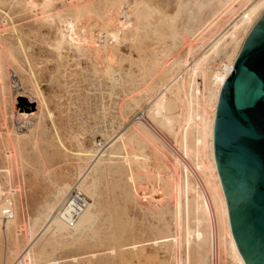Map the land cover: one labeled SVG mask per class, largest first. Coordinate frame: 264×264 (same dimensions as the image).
<instances>
[{"label":"rangeland","instance_id":"rangeland-1","mask_svg":"<svg viewBox=\"0 0 264 264\" xmlns=\"http://www.w3.org/2000/svg\"><path fill=\"white\" fill-rule=\"evenodd\" d=\"M45 1L0 0V264L20 255L99 150L95 172L80 185L91 219L47 230L16 264H176L172 240L154 243L176 233L182 260L189 257L184 264H235L205 187L217 184L208 134L217 102L209 91L243 45L232 51L234 25L258 0ZM70 21L87 50L68 42ZM164 86L168 99L159 100ZM19 96L29 112L18 108ZM157 100L175 117L171 123L153 114ZM185 168L189 215L181 204L177 219L175 183L184 181Z\"/></svg>","mask_w":264,"mask_h":264},{"label":"water","instance_id":"water-1","mask_svg":"<svg viewBox=\"0 0 264 264\" xmlns=\"http://www.w3.org/2000/svg\"><path fill=\"white\" fill-rule=\"evenodd\" d=\"M213 154L237 249L264 264V13L219 92Z\"/></svg>","mask_w":264,"mask_h":264},{"label":"bare ground","instance_id":"bare-ground-1","mask_svg":"<svg viewBox=\"0 0 264 264\" xmlns=\"http://www.w3.org/2000/svg\"><path fill=\"white\" fill-rule=\"evenodd\" d=\"M110 1H114V2H116L115 0H109V2ZM134 1V0H133ZM29 2V1H28ZM32 2V1H31ZM46 2V4H47V2H50L49 0H47V1H45ZM114 2H112V3H114ZM118 2H119V0H118ZM196 2V1H195ZM205 2V1H204ZM231 2V1H230ZM30 3V2H29ZM112 3H110V4H112ZM117 3V2H116ZM120 3V2H119ZM141 3H143V1H141ZM31 4V3H30ZM34 4V3H33ZM115 4V3H114ZM137 4H139L138 2H137ZM205 5H208V3H207V1L204 3ZM229 4V3H228ZM227 4V5H228ZM252 4H254V1H253V3ZM44 5H45V3L42 5V6H40V7H44ZM133 5H134V2H133ZM135 5H136V3H135ZM251 5V4H250ZM36 6H37V4H35V8H36ZM110 6V5H109ZM116 6V5H115ZM139 6V5H138ZM26 7V6H25ZM112 7L114 8V6H113V4H112ZM136 7H137V5H136ZM250 7V6H249ZM112 8V9H113ZM149 8V7H148ZM40 9V8H39ZM136 9V8H135ZM28 10H29V8H28ZM114 10V9H113ZM264 10V0H258V2H256V4H254L248 11L247 10H245L246 12L242 15V17L240 18V20H239V22H237L235 25H234V28H235V33L237 34L238 33V31L239 30H242L245 34H246V32L248 33V31L251 29V27H252V25L254 24V22L256 21V19H258V17H259V15H261V13H262V11ZM39 11V10H38ZM31 12V11H30ZM44 12H45V10H44ZM109 12V13H108ZM111 10H110V8H109V10L107 11V13H108V15L110 16V17H112V14H111ZM114 12V11H113ZM128 12V11H127ZM136 12V11H135ZM35 14H38L37 12L35 13ZM39 14L41 15V13L39 12ZM125 15H126V12H125ZM124 15V16H125ZM123 16V15H122ZM77 17V16H76ZM128 17H130V16H128ZM78 18H80L79 16H78ZM77 18V19H78ZM127 18V17H126ZM169 18H171V17H169ZM131 19V18H130ZM167 19V18H166ZM120 20V19H119ZM119 20H118V22H119ZM127 20H129L128 18H127ZM169 20H173V17L171 18V19H169ZM78 21V20H77ZM130 21V20H129ZM211 21V20H210ZM117 22V23H118ZM125 22H127V21H125ZM124 22V23H125ZM169 22V21H168ZM122 23V24H121ZM128 23V22H127ZM110 24V21L109 22H107L106 23V25H105V31H107L108 29H106V28H108V27H111V25H109ZM119 24H121V26H122V28H125V27H123V20H122V22L120 21V23ZM129 24V23H128ZM68 27H69V32H68V35H67V38H68V42L70 43V44H72L73 46H74V48H75V50L77 51V52H82V51H85V50H87V48L86 47H84V45L82 44V42L81 41H83V42H85V41H87V40H84L83 38L81 39V41H80V39H79V37H80V34H78V38H77V35L75 36V31H74V23L72 22V21H70V22H68ZM2 26V25H1ZM75 26H76V22H75ZM81 26H83V25H81ZM80 26V27H81ZM118 27V26H117ZM3 28H4V25H3ZM76 28V27H75ZM83 29H84V27H82ZM76 29H79V27L78 28H76ZM249 29V30H248ZM85 30V29H84ZM83 31V30H82ZM117 32L118 31H116V30H114V29H110L109 30V32H105L109 37L111 36L112 38H114L113 40H115L116 41V39H118L117 37ZM232 32H234V31H232ZM232 34V33H230V34H232L231 36H230V42H232L233 43V46H232V51H234L236 48H237V46L239 45V43L240 44H242V42L244 41V39L245 38H239V37H237V35L236 34ZM61 34V33H60ZM110 34V35H109ZM85 35V34H84ZM239 35V34H238ZM61 36V35H60ZM225 36V35H224ZM246 36V35H245ZM62 37V36H61ZM63 39V38H62ZM61 39V40H62ZM87 39V38H86ZM90 41V40H89ZM89 41H88V43H89ZM118 41V40H117ZM116 41V42H117ZM91 42V41H90ZM94 41H92V43H93ZM221 42V41H220ZM85 44H87V43H85ZM187 44V43H186ZM90 45H91V43H90ZM95 46H96V44H94ZM94 45H92V47L94 46ZM98 45V44H97ZM220 45V43L218 44V45H216V47L214 48V50L216 51L217 50V47ZM95 46H94V48H92L91 49V46L89 47L90 48V50L89 51H92L93 52V54L95 55V57H97V59H98V55H97V53H99L98 51H97V49H95ZM99 46V45H98ZM97 46V48H99ZM100 48H101V44H100ZM99 48V49H100ZM240 49V48H239ZM213 50V52H215ZM97 51V52H96ZM100 51V50H99ZM91 54V53H90ZM89 54V55H90ZM111 54H113V53H111ZM236 55L237 54H235V56L233 57V59H232V61H230L229 63H228V65L226 66V67H224L223 68V70L221 71V72H219L216 76H215V81H214V87L209 91V94L210 95H212V98H214V100H215V103L216 102H218L217 101V99H218V94H219V92H220V90H221V87L223 86V83L225 82V80H226V78L231 74V72H232V70H233V64H234V61H235V59H236ZM94 57V56H93ZM112 58H110V60H111ZM96 60V59H95ZM199 66V65H198ZM197 66V67H198ZM197 67L196 66H192V73H194V72H196L197 71ZM200 68V67H199ZM185 70V69H184ZM170 85L171 84H169V86H168V88L170 87ZM172 86V85H171ZM168 88L167 87H165L164 86V89H163V91H161L160 93H159V96L160 97H158L159 98V100H166V99H168ZM171 88V87H170ZM213 90V91H212ZM146 91H147V89H146ZM170 94V93H169ZM201 94V93H200ZM171 95L172 94H170V97H169V99H170V105H168L169 106V108L171 107V108H173V107H175L176 106V104H177V99H175V98H171ZM157 97H155V100H156V98ZM157 98V99H158ZM155 100L153 99L152 101H154L155 102ZM159 101L157 100L156 101V106H154V110H153V114L155 115V116H157L158 117V119H159V121L160 122H163L164 124H167V123H171V121H172V119H174L175 117L169 112V114H167L166 112L163 114L161 111L163 110V111H166V110H164V107H163V103H161L160 104V102L158 103ZM188 104L189 105H191L192 107H193V104H194V99H193V96H191V98H189V100H188ZM151 105H152V102H151ZM148 106V105H147ZM216 106V105H215ZM146 108H148V107H146ZM149 108H150V104H149ZM148 108V110H150ZM203 108V107H202ZM204 109V108H203ZM146 110V109H145ZM144 110V111H145ZM148 110H146V111H148ZM173 110V109H172ZM205 110V109H204ZM214 110V109H213ZM143 111V110H142ZM149 113L151 112V111H148ZM142 113V112H141ZM204 113V112H203ZM214 113V112H213ZM24 114V113H23ZM212 114V113H211ZM25 115V114H24ZM144 115V114H143ZM153 115V116H154ZM169 115V116H168ZM208 115H209V112H208ZM137 118V117H136ZM143 119V118H142ZM191 119V116L189 115L188 116V118H187V121H186V123H188L189 122V120ZM214 122V116H213V114L210 116V122H209V124H210V126H209V132H208V134H209V136H210V141H209V143H210V149H211V155H212V166H211V168H212V170H213V172H214V176H215V178H216V180H217V184H216V187L215 186H213L212 184H209L208 186H206L205 185V187L206 188H209L210 190H211V201H212V204L214 205V211H215V218H214V223L216 224V228H217V234L219 233L218 232V230H219V228H220V230H221V233H222V235H223V238L225 237L226 238V240H227V242H228V245H229V252H230V256L233 258V260H234V262H235V264H245L244 263V261H243V258L241 257V255H240V253H239V251H238V249H237V246H236V244H235V241H234V238H233V236H232V233H231V229H230V224H229V219H228V211H227V206H226V201H225V197H224V193H223V189H222V186H221V183H220V179H219V175H218V172H217V169H216V163H215V160H214V154H213V123ZM132 123V122H131ZM6 124V123H5ZM123 131V130H122ZM120 133V132H119ZM123 133V132H122ZM9 136V135H8ZM118 136V135H117ZM116 137V136H115ZM115 137H113V138H115ZM118 138H120V136H118L115 140H117ZM112 139V138H111ZM122 139V138H121ZM115 140L113 139V140H110L111 142H108V144L109 143H111V144H109V146L108 147H110L114 142H115ZM196 141H197V144L199 145L200 143H201V136H199L197 139H196ZM107 149V148H106ZM175 149V148H174ZM14 151V150H13ZM179 151V150H178ZM104 152H105V150H99L97 153H90V156H91V162H90V164L88 165V167L85 169V171L80 175V177H79V179H80V181H81V183H80V185L84 182V180L86 179V177L89 175V173L91 172V171H94L95 169H96V165H98L97 164V162L99 161V159L101 158V157H103V155H104ZM9 153H11V151L9 152ZM178 153V152H177ZM147 156V155H146ZM9 158H10V155H9ZM105 158V157H104ZM168 160H170V159H168ZM209 160V159H208ZM203 162H205V161H203ZM128 164V163H127ZM126 164V165H127ZM205 165V164H204ZM201 166H202V164H200V163H197L196 164V168H201ZM206 166V165H205ZM207 167V166H206ZM131 168V167H130ZM193 169V168H192ZM195 169V168H194ZM195 171V170H194ZM95 172V171H94ZM132 174V173H131ZM188 171H187V168H185V179H184V181L183 182H181V184H179L178 182H177V180H176V183H175V191H174V193H175V195H174V198H175V204H176V206H175V217L177 218V219H179L180 218V212H181V209H180V205L182 204V212H184V213H186V215H187V217H188V215H189V201H188V197H187V193H188V190H189V181H188ZM131 176H133V175H131ZM136 177V176H135ZM173 177L175 178V176L173 175ZM66 184H68V183H66ZM65 184V185H66ZM172 185V184H171ZM69 188L68 187V185H66V186H64V189L65 188ZM173 187V186H172ZM69 190V189H68ZM63 189H62V191H59V193H63ZM194 191V190H193ZM68 192V191H67ZM58 193V194H59ZM197 193V192H196ZM195 193V194H196ZM171 196V199H172V195H170ZM169 196V197H170ZM56 197H57V195H56ZM209 198V197H208ZM167 204V203H166ZM56 209V208H55ZM203 210H204V206H203ZM50 211V212H49ZM48 212H49V215H48V217L44 220V222L42 223V226L40 227V229L35 233V234H30L29 236V238H31L30 239V241H29V243L26 245V247L25 248H23V250L21 251V253H20V255L18 256V257H16L15 258V260L11 263V264H16L18 261H19V258L21 257V255L22 254H24L25 255V257H26V255L28 254V252L30 251V249L32 248V245H33V243H34V241L35 240H37V239H39L40 237H41V235L44 233V232H46L47 230H52V231H58V230H63V231H66V229H67V224L65 223V221L63 220V219H61L60 217H58V215L56 214V212L55 211H53L52 213H51V210H49ZM57 211V210H56ZM206 211V210H205ZM214 215V214H213ZM91 217V211H90V205L88 204L87 205V207L82 211V213L78 216V218H77V220H76V224H75V227H78V228H80L82 225H84L83 223L85 222V220L87 221L88 220V218H90ZM91 219V218H90ZM87 223V222H86ZM176 223V222H175ZM82 224V225H81ZM179 220H178V224H177V228L179 227ZM188 225V224H187ZM74 229V228H73ZM76 229V228H75ZM78 230V229H77ZM76 230V231H77ZM59 231V232H60ZM216 231V230H215ZM201 234H202V232H200V230L199 229H197V230H195V232H194V239L196 238V240H200L201 239ZM179 234L178 233H176L175 235H172V236H166V237H162V238H159V239H155V242L154 243H156V242H164V241H168V240H172L173 241V243H174V245L176 246V248H177V251H176V254H175V257H173V260L175 259V261H176V264H184V263H186L187 262V260H188V258L189 257H187V255H186V257L184 258V260H182V257H181V243H180V241H179ZM217 238V237H216ZM225 240V239H224ZM203 242H204V240H203ZM191 242H190V239L189 238H187V240L185 241V246L186 247H188L189 246V244H190ZM173 250V249H172ZM175 251V250H174ZM224 254V253H223ZM29 256V255H28ZM26 260V259H25ZM28 260H30V262H31V256H29V258H28ZM28 262V261H27ZM228 262V261H227ZM227 264V263H226Z\"/></svg>","mask_w":264,"mask_h":264},{"label":"built area","instance_id":"built-area-1","mask_svg":"<svg viewBox=\"0 0 264 264\" xmlns=\"http://www.w3.org/2000/svg\"><path fill=\"white\" fill-rule=\"evenodd\" d=\"M88 197L81 189L79 183L71 186L65 198L58 206L56 214L63 219L68 227H74L78 216L88 205ZM10 208H6L2 215L7 217Z\"/></svg>","mask_w":264,"mask_h":264},{"label":"trees","instance_id":"trees-1","mask_svg":"<svg viewBox=\"0 0 264 264\" xmlns=\"http://www.w3.org/2000/svg\"><path fill=\"white\" fill-rule=\"evenodd\" d=\"M18 108L22 109L23 111L29 112L28 108L25 107L27 106L28 102L24 97L19 96L18 97Z\"/></svg>","mask_w":264,"mask_h":264}]
</instances>
